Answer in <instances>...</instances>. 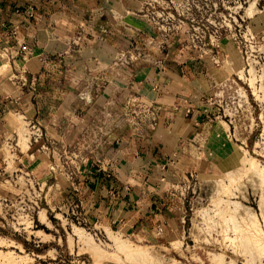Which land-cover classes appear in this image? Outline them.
<instances>
[{
    "label": "rangeland",
    "instance_id": "rangeland-1",
    "mask_svg": "<svg viewBox=\"0 0 264 264\" xmlns=\"http://www.w3.org/2000/svg\"><path fill=\"white\" fill-rule=\"evenodd\" d=\"M157 1L152 10H163L175 18L191 14L197 20L211 14L223 27L234 18L240 25L234 30L235 40L225 38L220 44L222 55L214 59L217 67L224 68L226 73L219 81L228 77L227 82H232L234 78L236 87L240 88L239 94L233 92L234 87L229 89L223 106L235 111L239 103V111L219 117L216 104H205L206 111L211 113L208 116L216 118L212 126L204 133L195 131L178 136L173 145L172 159L177 156H185L192 162L208 159L210 165L205 172L197 169L184 172L163 188L160 184L145 185L144 193H151L153 188L167 194L164 212L151 232L153 237L143 238L121 226L89 222L83 213V179L77 182V175L83 174V178L91 175L96 181L98 172L109 173V161L119 164L123 160L121 145L126 138L130 139L129 146H134L132 139L148 137L143 130L151 128L152 116L157 115V111L150 102L151 89L144 86L143 78L152 80L159 60L165 57L169 35L164 36L165 32L154 24L147 22V26L146 17L136 9L127 8L125 13L141 20L143 26L136 28L128 23L125 32L122 24L116 22L111 27L112 32L122 33L119 38L115 33L108 36L104 16L88 21L79 2L77 7L72 3L64 4L46 22L35 17L34 5L15 7L18 21L2 24L6 40L0 42V70L4 76L0 86V115L12 114L11 119L15 114L28 115L12 102L30 97V104L36 109L43 106L57 115H75L74 120L68 122H74L77 129L66 134L48 132L47 139L41 134L37 138L39 142L34 143L31 132L35 127L30 128L23 116H20L21 126H12L7 116L9 130L14 132L7 135L0 149V159L7 163V167L3 164L5 168L0 165V238L3 239L0 264H118L121 261L119 264H215L212 255L221 258L218 264H264V0H197L198 10L195 11L194 5L184 1L177 14L173 5L183 0H171L173 5L169 0ZM25 20L29 24L23 29L21 24ZM178 33L183 35L182 30L169 34ZM183 47L182 43L177 46ZM39 58L44 60L45 72L42 76L39 72L35 77L37 83L29 87L27 70L33 68ZM33 78L30 74L29 79ZM38 82H42L41 87ZM206 106L195 110L201 112ZM220 123L226 127H221ZM140 128H143V136H126L132 129ZM36 133L40 134L39 130ZM158 137L168 140L171 135H156L155 139ZM25 141L26 147L29 141L36 144L35 148L39 146L40 151L36 153L45 168L29 166L26 159L22 165L15 160L18 149L25 150L22 144ZM242 154L246 159L252 156L257 162L253 165L257 167L245 163ZM150 156L148 150L138 152L130 156L122 170L131 171L134 176L136 166L147 165ZM228 177L233 181L229 182ZM221 182L222 186L228 185L224 191ZM130 183L127 189L134 195L138 188ZM47 185L50 187L45 191ZM220 198L225 200L222 202ZM225 202L226 206L230 203L229 207L221 208H227L226 212L219 211ZM41 211L45 215H40ZM231 212L235 213L229 214ZM231 215L232 219L228 218ZM76 227L82 230L79 233L83 237L78 236ZM106 227L118 231L125 244L147 247L148 254L134 258H128L123 252L119 254L120 250L118 253L109 240ZM252 228L257 229L258 234ZM239 230L242 235L238 236ZM249 234H253L252 239L247 237ZM234 235L241 239L237 241L234 237L233 241ZM85 238L88 241H84ZM255 240H259V248L253 245ZM90 243L98 244L101 251L96 246V250L90 252ZM95 251L104 255L99 252L97 257ZM112 253L114 258L110 256ZM146 259L149 260L146 262Z\"/></svg>",
    "mask_w": 264,
    "mask_h": 264
},
{
    "label": "crops",
    "instance_id": "crops-1",
    "mask_svg": "<svg viewBox=\"0 0 264 264\" xmlns=\"http://www.w3.org/2000/svg\"><path fill=\"white\" fill-rule=\"evenodd\" d=\"M78 2L81 3L82 9L87 13L88 21L92 20L94 22L97 16L105 17L104 29H109L106 30L110 34L108 36L115 33L119 38H122V33L112 32L111 26L116 22L122 24L125 32H127L128 26L126 24L128 23L136 28L143 26L141 20L136 17L132 18L125 11L127 12V8H130L140 12L145 0H121L120 2L117 0H0V42L6 40L2 24L18 21V15L14 13L15 7L34 5L35 17L46 22L52 19V15L63 8L64 4L72 3L73 7H77ZM24 22L21 24L23 29L28 27L29 24L28 20ZM144 22L148 26L147 21ZM166 40L168 46L166 47L165 57L159 60L152 80L149 81L143 78L144 86L151 89L150 102L154 104L153 109L157 111V115L152 116L151 128L148 127L144 130L143 128L132 129V131L126 133V136H133L134 134L143 136V130L148 137L132 139L131 142L134 146H129L130 139L126 138V141L122 142L121 145V158L124 161L121 158L119 164L109 161V166L107 165L109 173L98 172L95 176L96 181L91 175L83 178L82 174L77 175L76 178L77 182L80 180L79 178L83 179V182H81V195L84 203L83 213L89 222H99L109 227L121 226L143 238L153 237L151 232L160 220L161 212H164L167 197L164 191L161 193L156 192L153 188L151 193L150 191L144 193L145 185L149 184L151 187L153 184L155 186L160 184L163 188L171 180L179 178L184 172H191L194 169L205 172L210 165L208 159L196 162L190 161L185 156H177L172 159L174 156L172 152L175 149L173 145L178 136L192 134L195 131H197V134L204 133L212 126L216 118L212 119L205 113L208 109L205 105V98L211 94L219 80L226 76L225 69L220 66L217 67V62L211 63L209 57L199 58L193 51L177 48L183 42L184 35L179 33L177 35L169 34ZM218 55H222V48L217 50L216 56ZM37 60L38 62L34 64V67L27 70L29 87L31 84L37 83L35 77L39 72H41L40 76L43 75V71L45 72L44 60L40 58ZM30 74L34 76L33 79H29ZM3 78L4 76L0 71V86L3 84ZM38 83L41 87L42 82ZM21 84H24V82ZM15 100L12 102L13 105L18 104L25 111L24 113L28 114L19 116H23L28 121L31 125L30 128L35 127V130L31 132V136L34 133L37 134L36 131L39 130L40 135H44L47 139L48 132L50 134H66L77 129L75 123L72 122L75 115H57L58 113H51L49 108L43 106L36 109L33 104H30V97H28V100L22 97L19 102ZM203 105L207 107L205 110L201 112L195 110L196 108L202 109ZM43 108L45 109L43 110ZM7 116L9 123L12 125L10 120L12 114L0 115V149H2L1 145L5 138H8L7 135L14 132L13 129L9 130ZM154 116L156 117L154 118ZM69 120L72 121L68 122ZM156 135L168 137L171 135V137L168 140L159 137L155 139ZM170 140H173V142L171 143ZM33 142L39 141L36 138L33 139ZM34 143L32 144L29 141L25 150L18 149L15 160L17 159L18 164L22 165L25 164L23 160L26 159L29 160V164L27 163L29 166L37 165L36 168H45L44 161L36 153L40 151L39 146L35 148L36 144ZM138 143H141V145ZM144 150H148L151 154V160L147 162V165L143 163L137 165L134 169V176L131 175V171L126 173L125 170H122L125 169L128 159L131 158L130 156ZM3 164L7 167V163L0 159V165L3 166ZM130 181L138 188L134 195L127 189V184ZM154 185L153 187H155ZM49 187L50 185H47L45 191H48Z\"/></svg>",
    "mask_w": 264,
    "mask_h": 264
},
{
    "label": "built area",
    "instance_id": "built-area-1",
    "mask_svg": "<svg viewBox=\"0 0 264 264\" xmlns=\"http://www.w3.org/2000/svg\"><path fill=\"white\" fill-rule=\"evenodd\" d=\"M184 1L185 4L194 5V11L198 10L197 0H183L182 3H178L179 5H173V2L169 0V4L174 6L177 14L178 7H180V5L183 6ZM157 3V0H145L140 12L144 17H146V21L151 25H156L158 30L165 32L164 36H168L170 32H178L182 30L184 35V40L182 42L184 50L195 52L196 56L199 58L207 56L212 59L214 63H216L214 59L217 54V50L221 48V42L225 38H231L235 40L234 38L236 37L237 33L234 30L237 27H240L236 18L228 22L226 27H223V24H220V22L218 23L216 21V17L211 18V14L205 18L200 16V18L197 20H195L194 16L191 14L190 17L177 15V18H175L173 14L170 15L169 13H165L163 10H152ZM214 8H217L216 3H214ZM194 11L190 12L194 14ZM227 80L228 77L222 81H219L212 94L205 98L206 105L216 104V115H219V117H222L220 115H223V117H225L227 114L232 115L233 113L231 112H238V108L241 105L238 103L235 111L234 109L233 111H230L229 108H225L226 105L223 106V98L229 94V89L234 87L233 92H238V94L240 89L239 87H236L237 83L235 82L236 80L234 78H232V82H227ZM215 89L220 90L215 91ZM227 111L228 113H226ZM187 112H189V110H187ZM206 114L211 115V113L208 111H206ZM228 121L230 124L231 122L229 119ZM39 136L40 134H34L33 139L35 140Z\"/></svg>",
    "mask_w": 264,
    "mask_h": 264
},
{
    "label": "bare ground",
    "instance_id": "bare-ground-1",
    "mask_svg": "<svg viewBox=\"0 0 264 264\" xmlns=\"http://www.w3.org/2000/svg\"><path fill=\"white\" fill-rule=\"evenodd\" d=\"M250 4H251V3H250ZM250 4H249V6H251V5L253 4V2H252L251 5H250ZM254 6H255V5H254ZM248 8H250V9L252 10L254 7H253V8H252V7H248ZM248 8H247V9H248ZM250 9H249V10H250ZM251 10H250V11H251ZM249 69H250V68H249ZM239 70H240V69H239ZM250 70H251V69H250ZM0 71H1V70H0ZM240 72H241V71H240ZM11 123H12V125H16V126L19 127V125H20V123H21L19 114H15V115L12 117V119H11ZM221 124H222V123H220V125H221ZM224 124H225V123H224ZM225 125H226V124H225ZM20 126H21V125H20ZM222 126H223V124L221 125V127H222ZM225 127H226V126H225ZM225 127L223 126V128H225ZM225 130H226V129H224V132H225ZM217 131H218V130H217ZM21 133H22V132H21ZM212 135H213V134H212ZM218 135H219V134H218ZM25 138H27V137H23V139H25ZM21 141H23V140H21ZM222 142H223V141H222ZM22 144L25 145V148H26V146H27L26 141L23 142ZM23 145H22V146H23ZM238 147H240V146H238ZM25 148H24V149H25ZM241 149H242V147H241ZM242 150H243V149H242ZM245 150H246V149H245ZM244 152H245V151H244ZM242 153H243V152H242ZM243 154H244V153H243ZM243 154H242V156H243ZM240 156H241V155H240ZM242 156H241V159L243 160ZM248 156H249V155H248ZM243 157H244V156H243ZM239 158H240V157H239ZM244 158H245V157H244ZM246 158H247V157H246ZM246 158H245V160H246L245 163H246V162L249 163V164L252 163L251 166L253 165V163H254V164H257V162L255 163V162L253 161V157H252V156H251V157L249 156V157H248L249 159H246ZM242 160H241V161H242ZM254 160H255V158H254ZM243 163H244V161H243ZM249 164H248V165H249ZM248 165H247V166H248ZM244 166H245V165H244ZM249 166H250V165H249ZM253 166H256V167H257V165H253ZM256 167H255V168H256ZM243 168H245V167H243ZM243 168H242V169H243ZM253 168H254V167H253ZM253 168H252V169H253ZM242 169H241V170H242ZM246 169H247V167H246ZM258 169H259V170H262V169H260V168H258ZM238 170H239V169H238ZM255 170H256V169H255ZM249 171H250V170H249ZM256 171H257V170H256ZM240 172H241V171H240ZM240 172H238V173H240ZM243 172H244V171H243ZM247 172H248V170H247ZM232 173H233V172H232ZM257 173L259 174V172H257ZM262 173H264V169H263ZM262 173H260V174H262ZM230 174H231V173H230ZM256 176H257V175H256ZM216 177H217V176H216ZM226 177H227V175H226ZM258 177H259V176H258ZM229 178H230V177H228V180H229ZM233 178H234V177H233ZM260 178H261V176H260ZM217 179H218V178H217ZM231 179H232V178H231ZM231 179L229 180V182H230V181H233V180H231ZM236 179H237V177H236ZM236 179H235V180H236ZM261 179L263 180V175H262V178H261ZM261 179H260V180H261ZM219 180H220V179H219ZM222 182H223V181H222ZM222 182H221V185H220V186H222ZM261 182H262V181H261ZM217 184H218V182H217ZM228 184H229V183H228ZM263 184H264V183H263ZM223 185H224V184H223ZM218 186H219V185H218ZM227 186H228V185H227ZM227 186H226V185H225V186H222L223 188L221 187V189H223V191H224V188L227 189ZM229 186H230V185H229ZM228 188H229V187H228ZM223 191H222V192H223ZM217 199H218V198H217ZM220 199H221V198H220ZM218 200H219V199H218ZM218 200H217V201H218ZM221 200H222V199H221ZM224 200H225V199H224ZM224 200H222V202H223ZM226 200L228 201V199H226ZM227 201H226V202H227ZM226 202L223 204V205H225V206H222V207L219 208V211L223 210V212H226L227 208L221 209V208H223V207H229V204H230V203L228 204V206H226L227 203H228V202H227V203H226ZM229 202H230V201H229ZM216 203H217V202H216ZM42 209H43V208H42ZM42 211H44V209H43ZM42 211H41V213H42ZM228 212H229V211H228ZM41 213H40V215H43V214H44V212H43L42 214H41ZM234 213H235V212H233V213L231 212V213H229V214H234ZM44 215H45V214H44ZM41 217H42V216H41ZM44 217H45V216H44ZM44 217H43V219L47 218V217H45V218H44ZM231 217H233V216L231 215V216L228 217V218L232 219ZM247 217H248V216H247ZM39 218H40V217H39ZM230 219H228V220L230 221ZM234 219H235V218H234ZM243 219H244V218H242V220H243ZM246 219H247V218H246ZM248 219H249V218H248ZM253 219H254V218H253ZM39 220H40V219H39ZM221 220H222V219H221ZM223 220H225V218H224ZM235 220H236V219H235ZM255 220H256V219H255ZM40 221H41V220H40ZM42 221H43V220H42ZM45 221H46V220H45ZM225 221L227 222V219H226ZM250 221H251V220H250ZM256 221H257V220H256ZM256 221H255V222H256ZM43 222H44V221H43ZM246 222H247V221H246ZM49 223H50V222H49ZM230 223H231V222H230ZM233 223H234V222H233ZM233 223H232V224H233ZM242 223H243V222H242ZM247 223H248L247 225L250 224V225L252 226V223H251V222H247ZM29 224H30V223H29ZM234 224H235V223H234ZM243 224H244V223H243ZM245 224H246V223H245ZM257 224H258V223H257ZM47 225H50V224H47ZM250 225H249V226H250ZM253 225H254V220H253ZM251 226H250V227H251ZM232 227H233V225H232ZM239 227L243 228L244 225H243V227H242V226H239ZM222 228H223V227H222ZM224 228L226 229V228H228V227L226 226V227H224ZM234 228H235V226H234ZM253 228H254V227H253ZM253 228H252V229H253ZM255 228H256V223H255ZM76 229H78V233L82 231L79 227H76ZM79 229H80V231H79ZM106 229H107V233H108L107 235H108V237H109V240L112 242V245L115 247L116 251H117V250H118V251L120 250V253L117 251L119 254H121V252H123L128 258H131V256L134 258L135 255H136V256H139V255H140V256H141V255H145V256H146V254H148V251H147V249H146L147 247H145V246H140V245H139V246L141 247V248H140L139 246H137V244H136V246H135V245L132 246L133 244H132V245H130V244H125V242H124V241L121 239V237H120L121 235L119 236V234H117L118 231L114 232L113 230H111V229H109V228H107V227H106ZM236 229H237V228H235L234 230L237 231ZM250 229H251V228H250ZM250 229L248 228L247 230H250ZM74 230H75V229H74ZM222 230H224V229H222ZM226 230H227V229H226ZM243 230H245V228H243ZM254 230H255V229H253L252 231H254ZM256 230H257V229H256ZM256 230L254 231V233L256 232V233L258 234V232H257ZM38 231H39V230H38ZM241 231H242V230H241ZM245 231H246V230H245ZM258 231H259V228H258ZM260 231H261V230H260ZM76 232H77V230H76ZM76 232H75V233H76ZM224 232H225V231H224ZM247 232H248V231H247ZM225 233H226V232H225ZM239 233H240V230H239V232L236 233V234H238V236H239V235H242V234H239ZM249 233H250V232H249ZM251 233H252V232H251ZM260 233L263 234L262 231H261ZM260 233H259V235H260ZM82 234H83V233H82ZM257 234H255V235H257ZM244 235H247L246 232H245ZM244 235H243V236H244ZM249 235H250V234H249ZM252 235H253V234H252ZM252 235L247 236V237L250 238ZM78 236H82V237H83V235H80V233H79ZM238 236H237V235H236V236L234 235L233 238L236 237V240H237L238 238H240V237H238ZM244 237H246V236H244ZM247 237H246V238H247ZM254 237H255V236H254ZM233 238H231V239L229 238L230 241L233 240ZM248 238H247V240L249 241L250 239H248ZM252 238H253V237H251V239H252ZM255 238H256V237H255ZM255 238H254V239H255ZM257 238H258V235H257ZM257 238H256V239H257ZM86 239H87V241H88V238H85L84 241H85ZM229 239H228V240H229ZM240 239H241V238H240ZM244 239H245V238H244ZM258 239H259V238H258ZM2 240H3V239H2ZM2 240H1V238H0V244H1ZM259 240H261L260 242H262V239H259ZM259 240H255L256 242H255V243L253 242L254 244L252 243L253 245L256 244V245H255L256 248L260 245V244L258 245V243H259L258 241H259ZM233 241H235V238H234ZM237 241H238V240H237ZM10 242H11V241H10ZM89 242H90V238H89ZM93 242H94V241H93ZM93 242H92V240H91V243H92V244H93ZM249 242H250V241H249ZM251 242H252V240H251ZM263 242H264V241H263ZM84 243H85V242H84ZM84 243H83V244H84ZM91 243H90V244H91ZM94 243H95V242H94ZM127 243H128V240H127ZM129 243H132V242H129ZM92 244L89 245L88 247L92 246L93 248H95V247L97 246V247H99V250L101 251V248H100V246H99L98 244H97V245L95 244L94 246H93ZM257 245H258V246H257ZM263 246H264V243H263ZM92 247L89 248V251H90V252H93L94 250H96V248L93 249ZM258 248H259V247H258ZM263 248H264V247H263ZM92 249H93V250H92ZM260 249H261V247H260ZM91 250H92V251H91ZM100 251H99V252H100ZM97 252H98V251H97ZM99 252H98V253H99ZM95 253H96V251H95ZM95 253H94V254H95ZM98 253H96L97 257H99V254H98ZM101 253L103 254V252H100V255H101ZM92 254H93V253H92ZM114 254H116V253L114 252ZM4 255H5V254H4ZM103 255H104V254H103ZM112 255H113V253H112L110 256H112ZM125 255H123V256H125ZM214 255H215V254H214ZM218 255H220V254H217V256H218ZM9 256H10V255H9ZM94 256H95V255H93V257H94ZM107 256H108V254H107ZM110 256H109V258H111V259H112V257L114 258V255H113L112 257H110ZM119 256H120V255H119ZM123 256H122V257H123ZM129 256H130V257H129ZM120 257H121V256H120ZM214 257H216V256H213V255H212V258L216 260V263H217V261H218L219 259H220L219 261H221V258H219V256H218L217 258H214ZM4 258H5V256H4ZM13 258H14V257H13ZM95 258H96V256H95ZM133 258H132V259H133ZM136 258H137V257H136ZM140 258H142V257H140ZM218 258H219V259H218ZM138 259H139V258H138ZM210 259H211V258H210ZM22 260H23V258H22ZM116 260H120V258H119V259H116ZM122 260H123V259H122ZM126 260H127V258H126ZM135 260L139 262L140 259H139V260L135 259ZM147 260H149V259H146V262H147ZM215 260H214V261L211 260V261L215 262ZM26 261H27V260H26ZM124 261H125V260H124ZM127 261H128V260H127ZM13 262H14V261H13ZM121 262H122V261H121ZM121 262H119V263H121ZM128 262H129V261H128ZM119 263H118V264H119ZM123 263H124V262H123ZM123 263H122V264H123ZM130 263H131V260H130ZM132 263H133V262H132ZM216 263H215V264H216ZM212 264H213V263H212ZM217 264H218V263H217ZM221 264H222V262H221Z\"/></svg>",
    "mask_w": 264,
    "mask_h": 264
}]
</instances>
